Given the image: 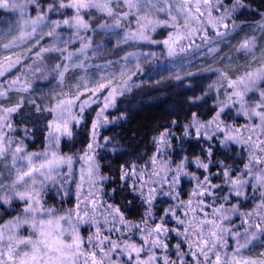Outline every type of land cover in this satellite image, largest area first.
Here are the masks:
<instances>
[{"label": "snow or ice", "instance_id": "snow-or-ice-1", "mask_svg": "<svg viewBox=\"0 0 264 264\" xmlns=\"http://www.w3.org/2000/svg\"><path fill=\"white\" fill-rule=\"evenodd\" d=\"M29 5L34 6V18L26 16ZM173 9L183 16L180 27L184 31L169 33L168 38L162 41L169 58L187 52L196 39L204 43L212 40L217 46L226 42L231 32L244 28L243 22L237 23L235 14L245 10L255 11L247 0H231V6L225 5L224 0H217L215 6L213 0H53L46 8L40 0H24L23 4L19 0H0V10L19 15L18 33H10L8 42L2 47H15L18 42L33 37L38 29L42 39L44 26L48 29L46 34L55 36L56 41L39 48L35 56L43 60L44 53L56 52L64 60L71 61L72 67L84 68V60L88 59L87 50L92 47L91 36L85 34L97 31L105 35L111 33L118 37V45L130 41L155 44L158 41L151 38L150 32H155L158 27L177 26L178 16L173 15ZM214 11L222 14L213 15ZM53 13L61 19H51L49 14ZM160 13L164 16L158 15ZM258 15L260 20L256 25L262 34L260 38L264 40V11ZM132 22L137 25L135 30L130 28ZM206 25L214 30L218 39L208 35ZM62 27L72 33L66 41H60L57 32ZM118 29L122 32H117ZM77 39L80 41L79 48L69 51L67 45ZM183 40L189 41L188 47L181 43ZM60 43L64 47H59ZM200 47L195 45L196 49ZM217 50V47L209 48L210 52ZM235 51L252 59H256L259 52L261 66L255 72L246 70L234 79L219 69H211L227 79V100L215 105L214 114L206 121L196 111L189 113L187 122L182 126L178 120H173L172 126L165 127L152 138L153 154L143 163L125 160L116 169L115 179L102 174L99 150L107 152L111 149L116 156L115 163L123 157L137 154L139 150H121L113 143L114 138L101 136L102 128L123 119L110 120L105 113L110 107H115L117 96L131 91L134 84L129 81L144 71L143 65L157 58L155 52L144 53L143 60L139 53L125 55L123 60L126 63L121 66L120 83L116 86H112L115 73L107 78L101 76L90 84L84 82L77 85L78 90L82 89L81 95L92 92L95 96L108 89L103 97V106L96 112L90 127L83 113L90 106L89 101L96 103V99L90 97L80 102L78 112H74L73 108L79 96L75 100L60 99L54 107H41L34 99L26 100L24 97L11 104L9 93L13 90L29 92L31 82L26 80L18 89H13L12 85L20 83L17 77L8 88L0 86V98L10 104L5 107L0 101V161L4 162V169L8 172L5 176L4 171H0V211L9 213L13 208H20L11 219L0 224V264H259L245 252L257 245L264 248V217L254 224L244 219L247 227L243 233L224 223L231 220L234 214L252 217V212L242 213L239 210L241 198H248V189L253 194H259L260 206L264 207V47H258L255 34H246ZM13 55L16 60L12 59V55L3 57L8 62V69L20 62L21 54ZM68 70V64L54 65L60 82H63ZM3 75L4 72L0 71V76ZM184 75L193 76L194 73L187 71ZM175 79L182 80L183 76L176 73ZM81 80L85 78L81 77ZM256 92L258 99L253 102L249 94ZM206 95L207 92L200 96L193 93L185 102L198 108ZM28 104L35 113H53L44 129L47 144L42 152L27 151L26 140L33 134L32 130L23 119L19 122L23 125L22 129L12 122L14 115L24 116L22 109ZM233 107H236L237 116H243L248 121L243 128L229 123ZM81 124L88 133L85 148L80 150L79 155L64 153L62 143L71 151L76 142V129ZM174 127L181 133L179 137ZM245 129L251 133L259 129L260 134L254 140L252 135H245ZM186 140L189 143L194 140L200 147V153L185 154L177 162V150L186 152ZM237 146L241 148L240 153ZM128 147L131 148V145ZM243 153H247L246 158ZM238 156L241 160L246 159L242 168L236 159ZM9 159L10 165L7 163ZM77 162L83 164L75 208L61 213L46 207L43 194L47 184L55 185V177L61 174L62 169L71 178ZM193 165L197 170L195 172L191 170ZM85 179L90 189L87 194L82 191ZM185 179L195 181V188L187 194V200L182 198L181 185ZM104 181L115 183L112 195H120L126 204L97 203L94 190H98V185L102 187L101 182ZM68 195L69 191L64 189L61 198ZM233 197L236 204L230 203ZM161 198L167 199L168 206L157 209ZM81 204H84L83 208ZM225 204L229 207L226 208ZM209 207L212 208L211 214L205 211ZM101 208L104 210L100 211ZM125 210L139 211L138 222L128 219ZM198 213H203V217H198ZM82 227L89 230L87 237L82 235ZM253 228L255 230L251 231ZM92 229L95 231L92 232ZM173 239H176L175 259L170 243ZM229 239L234 241L231 254L221 251L228 248ZM260 255L264 256V252ZM186 257L190 259L186 260Z\"/></svg>", "mask_w": 264, "mask_h": 264}, {"label": "rangeland", "instance_id": "rangeland-1", "mask_svg": "<svg viewBox=\"0 0 264 264\" xmlns=\"http://www.w3.org/2000/svg\"><path fill=\"white\" fill-rule=\"evenodd\" d=\"M48 3H45L43 5L45 8L49 3H52L53 0H48ZM20 3H24V0H19ZM217 3V0H213V5L215 6ZM225 5L231 6V0H224ZM2 11L6 16L7 19L3 21L0 25V39L3 34L5 33H13L16 34L19 31V15L16 12H11V11H5V10H0ZM253 13V11H248L245 10L242 13H236L235 16L238 17L237 23L240 24L243 22L244 28L246 27H255V29H259L256 25V22L260 20L259 19L253 21V23H249L246 20L250 15L247 13ZM222 12H213V15L219 16L221 15ZM51 19H61V16L57 14H49ZM160 16H164L163 13L158 14ZM173 15L178 16V21H177V26L175 28L172 27H158L155 32H150V36L152 39L158 41V43L155 44H149L145 42H139V41H130L128 44H117V39L118 37L115 35H112L111 38H105L103 39L102 43L100 45H95L96 44V39L95 33H88L85 34L86 36H91V44L92 47L87 50L88 52V59L84 60L85 67L82 68L84 70H89L91 68H98L99 72L97 73V80L101 77H109L112 72H110V67L112 66L113 63H119V68L121 69V66L124 65L126 62L123 60V57L127 55L129 52H135L141 54L140 58L141 60L144 59L143 54L144 53H151L155 52L157 55V58L152 59L150 64H145L143 65L144 71L142 73H138L136 76L132 77V80L129 81V83L134 84L132 87L131 91H126L123 96H117L116 98V105L117 103L125 98V96H128L130 93L135 91V89H140V88H145L147 87H157V85H168V83H173L176 82L175 79V74L179 73L181 71L187 72L191 71L194 73L193 76L198 75V76H207V78L210 77V82L212 84L208 86V95H206V100L207 102H211L214 106L219 104L221 101H226L227 97L225 95V90L227 89V80H223L224 78L220 76L219 72L211 71V69H219L220 71L221 68L216 67V65L221 66L223 61L225 60L224 57L231 52L232 49H229L228 46L230 45V42L232 39L237 36L238 33H240L242 30L237 29L235 32H231V35L227 38L226 42L220 43L218 46L212 42V40L209 41V43H204L200 39L195 40V44L192 45L191 48L187 52L184 53H179L175 58H169L167 56V50L164 47L162 41L168 38L169 33H175L177 30H180L181 32L184 31L183 28L180 26L183 24V16L178 14L175 9H173ZM26 16L27 17H35V9L34 6L29 5L28 8L26 9ZM206 19V18H205ZM126 25H128V21L124 22ZM44 28V26H42ZM130 28L132 30H135L137 28V25L135 22H132L130 24ZM207 32L210 37L213 39H218L215 37V32L214 30L207 26ZM224 29H221L223 31ZM229 31H231V24H229ZM57 32L60 34V41H66L69 39V37L72 35L71 31L67 28H59L57 29ZM100 32V31H97ZM117 32H122V30H117ZM111 34V33H108ZM36 33L33 35V37L25 39L22 42H18V45L14 47L13 53H20L21 54V59L20 62L16 65H14L12 68L8 69L7 64L8 62L3 60L0 64L3 66L0 67V71L4 72L3 76H0V86L2 88H8L11 85V81L13 79H16L19 77V84L12 85L13 89H18L22 84L25 83V81H29L32 84V88L30 89L29 92H19L22 93L25 97H29V99H34L37 104H39L41 107H54L56 102L60 99H73L75 100V97L79 96V100H75V107L73 108L74 112L79 111L78 105L80 102L84 101L85 99H89L90 97L92 99H96V103H91L90 106L86 107L85 112L83 113L84 117L86 118L87 115L91 116V119L94 121L96 118V112L100 110V108L103 106L104 100L103 97L106 95L108 89H105L102 92L96 93L95 96H93L92 92H84L83 95L80 94L81 89L78 90L76 89H70L66 91H60L58 88L60 82L59 77L57 76V73L54 71V65L56 63H61V64H68L69 65V70L65 73V75L73 69H80L78 67L74 68L72 67L71 61H66L64 60L59 53L52 52V53H44V59L40 60L35 56L36 51L41 48V46H37L36 44L32 43L34 41ZM200 35H203V33H200ZM261 32L258 31L257 35V44H258V38L261 37ZM104 38V37H101ZM47 42L45 44L46 46L51 45L54 41H56L55 36H48L46 35ZM181 43L185 46L188 47L189 41L188 40H183ZM80 41L77 39L75 43L68 44L67 47L69 51H74L79 48ZM199 44L201 47L199 49L195 48V45ZM59 47H64L63 43H60L58 45ZM210 47H217L216 52H210L209 48ZM258 47H260L258 45ZM31 49V51H29ZM8 50V49H6ZM13 57V56H12ZM244 54L241 55V62H244ZM257 57H259V52L257 53ZM256 57V59H258ZM244 58V59H243ZM13 60H16V56L12 58ZM75 60L76 57H73ZM83 59V57H81ZM248 59H251L249 64H246L247 71H252L255 72L257 68L261 66L260 64H257L255 67H252V61L255 59H252L251 57H248ZM240 62V63H241ZM261 62V61H260ZM132 66L134 67L135 61L133 60ZM245 67V66H244ZM39 68L40 71H36V69ZM100 73V71H104ZM120 72V70H119ZM119 72L116 73V78L113 80L112 86H116L117 84L120 83V77H119ZM245 72V71H244ZM70 74L78 81V84L81 83V78L77 74L74 73V71H70ZM209 75V76H208ZM243 75V74H241ZM239 75V76H241ZM186 76V75H184ZM46 77V78H45ZM174 77V78H173ZM190 77V76H187ZM238 77V76H237ZM191 78V77H190ZM236 78V77H235ZM75 80V81H76ZM187 80V79H186ZM184 80V81H186ZM190 81V79L188 78ZM157 81H160L159 83ZM227 81V82H225ZM191 83V82H190ZM190 83L185 85L186 87H189ZM192 85V84H191ZM203 87V85L201 86ZM198 91V90H197ZM230 91V90H228ZM12 92H18V91H11ZM67 94V95H65ZM203 95V94H202ZM258 92L256 93H250L249 98L254 102L256 99H258ZM209 98V99H208ZM0 100H3V98H0ZM30 105V104H29ZM116 105L115 107H110L105 115L109 117L110 120H117L118 117H123L119 116V114H116ZM27 106V105H26ZM25 106V108H26ZM45 114L49 116L50 118L53 115V113L45 111ZM13 116V123H14V117ZM230 120L229 123H233L237 126H243L248 123L246 119L243 116H237L236 115V107H233L230 110ZM201 118V117H200ZM204 120L203 118H201ZM208 120V119H207ZM123 119L117 120L116 123H109L106 127L101 129V136H104L103 133L104 131H107L110 127H113L115 125L120 124ZM206 121V120H205ZM258 123V121H256ZM185 124V123H184ZM15 125V123H14ZM181 126L183 124H180ZM82 126V124L76 129L77 130ZM172 126V124L170 125ZM20 128V127H19ZM22 129V128H21ZM174 131H176V135L179 137L181 133L174 127ZM245 135H252L253 139H256V136L260 134V130L257 129L255 133L249 132L247 129L244 130ZM21 135L23 134L22 131L20 133ZM47 135V133H46ZM30 138V137H29ZM26 140V148L27 151L29 152H38V151H30L28 148V140ZM264 138V137H262ZM114 143V142H113ZM179 143V141H177ZM196 143L194 140L189 143L187 140L185 141V149L186 152H180V150H177V162L180 156H183L185 154L191 155L192 153H195L196 155H199V152H194V150L189 151V144ZM47 144V141L45 139V146ZM115 144V143H114ZM63 143L61 145V150L66 153V154H72L73 152L77 153L79 155L80 151H72V152H65L63 148ZM117 145V144H116ZM45 148V147H44ZM44 148L40 150L39 152L44 151ZM154 150V149H153ZM100 154L98 156V159L100 160L101 164V171H102V166L103 164L101 163V160H103V153L105 152L103 149L99 150ZM109 154L113 155V152L111 149H108L107 151ZM237 152H241L240 146H237ZM152 155V154H151ZM150 155V156H151ZM244 157L246 158L247 153H243ZM149 156V157H150ZM237 161H241V164L239 163V166L242 168L243 163L246 162L245 160H241L240 157H236ZM7 163L10 165L11 161L10 159L7 161ZM83 162H77L73 166V173L71 178L67 174L65 170H61V174L57 175L55 177L56 183L53 185L52 183H48L47 187L45 189V193L43 194V201L45 203L46 207H52L60 211L61 213H64L68 210L74 209L76 204H77V199H76V192H77V184L81 183L80 180V175H81V166ZM86 167V165H84ZM193 172L197 171L195 166H192L191 169ZM0 171H4V175L7 176L8 172L6 169H4V162L0 161ZM103 174V172H102ZM105 175V174H103ZM105 176H108L107 174ZM110 181H104L102 183V187L100 185L97 186L98 190H94L96 197H97V203L102 204V203H115V201H118L115 196L112 195V189L108 187V183ZM218 182V181H217ZM183 189L182 193V198L187 200L188 199V193L191 192L195 188V181H189L188 179H185L184 182L181 185ZM66 189L69 191V195L61 198L63 190ZM89 185L87 183V180L83 182V187L82 191L84 194H87L89 191ZM58 191L60 194H57ZM116 199V200H115ZM209 201L211 198H208ZM17 204H20L19 201L16 202ZM231 204H236V198L233 197ZM261 204V198L258 193L253 194L251 189H248V198L243 199L241 198L240 205H239V210L242 213H248L252 212L253 215L252 217L248 218L245 216H240L238 214H234L231 217V220L225 221V225H230L232 226L233 230L239 229L242 233L244 231V228L247 227L246 224L243 223L244 219H248L249 223H256L259 222L261 217H264V207L260 206ZM119 205V204H118ZM22 204L20 207L22 208ZM121 206V205H120ZM167 199L166 198H161V200L157 204V209L165 208L167 207ZM217 206H219L217 204ZM84 207V204H81V208ZM91 205L89 204V208ZM225 207H229L228 204H225ZM104 209L101 208L100 211H103ZM20 211V208H13L9 211V213H5L3 211H0V224L8 221L9 219L12 218L13 215H15L16 212ZM205 211L211 214L212 208H206ZM126 213V212H125ZM259 213V215H257ZM126 215V214H125ZM191 216V213H190ZM198 217L202 218L203 213H198ZM101 223L103 222L102 218ZM133 220V219H131ZM136 221V220H134ZM138 222V221H137ZM251 231H254L255 229H250ZM23 231V230H22ZM92 232L95 231V229L91 230ZM89 230L87 228L82 227V235L87 237L89 235ZM171 246L173 249V259H175L174 255V245L176 243V239H173L171 242ZM234 248V241L231 239L228 240V248L227 249H222L221 251H227L229 254H231L232 250ZM185 250H187V247L185 245ZM261 252H264V248H261L260 246H256L252 248L250 251H246L245 254L250 256L252 259H255L259 262V264H264V256L260 255ZM190 259L189 257H186V260Z\"/></svg>", "mask_w": 264, "mask_h": 264}, {"label": "trees", "instance_id": "trees-1", "mask_svg": "<svg viewBox=\"0 0 264 264\" xmlns=\"http://www.w3.org/2000/svg\"><path fill=\"white\" fill-rule=\"evenodd\" d=\"M48 0H40L42 5L48 3ZM247 3L251 5V8L254 9L253 13H247L250 15L246 20L249 23H253V21L259 19L258 13L260 11H264V0H247ZM7 19V16L0 11V25L3 21ZM252 27L243 28V30L235 36L234 39L230 42L228 46L229 49H232L229 54L224 57V61L221 66L216 65V67L221 68L224 73L227 74L230 78H235L246 71V64L248 65L251 59H244V62H241V55L242 52L238 53L235 51L236 46L239 44L241 40L245 38V35L252 36L255 34L258 35L259 29H256L255 33L253 32ZM48 29L47 27L43 28V38L41 39V31L38 29L36 32L34 41L32 43L36 44L37 46L45 47L47 42L46 33ZM13 34V33H12ZM112 34L105 35L102 32H96L94 39H96L95 45H100L103 39L111 38ZM104 37V38H101ZM9 39V33H5L2 35L0 39V63L3 61V57L5 55H13L14 47L6 50L2 47L3 43H7ZM39 40L37 44L36 41ZM258 45L260 47H264V40L260 37L258 38ZM12 57V58H13ZM252 61V67H255L257 64H260L261 59L260 56L257 57ZM241 62V63H240ZM121 63V62H119ZM119 63H113L112 66L109 68L110 72L118 73ZM245 66V67H244ZM70 71H74L81 78L84 77L85 80H80L81 83L78 84V81L74 79ZM66 75L63 83H59L57 86L60 91H66L70 89H76L77 85H81L84 82H88L89 84L91 81L97 80V73L99 72L98 68H91L89 70L80 69H73L70 70ZM105 72L100 71V73ZM184 71H181L180 74L183 76L182 80H176V82L168 83V85H157V87H145L140 89H135L132 93L125 98L121 99L116 105V114L119 116H123L124 121L120 124L115 125L104 131L103 135L114 138L113 142L117 144L121 150H127L132 152L133 149H138V153L135 155H129L120 159L119 163H115L116 156L109 154L108 152L103 153V160H101L102 172L103 174H107L108 176L112 177L113 179L116 178V169L119 168L120 164L124 163L125 160L129 162L136 161L138 163H143L151 154L154 152L152 138L158 134L160 130H163L165 127H169L172 124L173 120H178L179 124L186 123V117H188L189 113L192 111L198 112L199 116L204 120L210 119L213 113L214 105L211 102H207L206 97H204V101L200 102L198 108L190 107L188 103H186V98L192 96L193 93L195 95L200 96L204 92H208V86L212 84L210 82V77L204 75H195V76H184ZM174 78V77H173ZM190 79V81L188 80ZM187 79V80H186ZM76 80V81H75ZM186 80V81H184ZM227 80V79H223ZM191 82V83H190ZM227 82V81H225ZM190 83L189 87H186ZM192 84V85H191ZM203 85V87H201ZM198 90V91H197ZM82 91V89H81ZM11 97V104H14L20 97H24L26 100L29 97H25L22 93L19 92H12L9 93ZM209 99V98H208ZM3 102L4 106H10L8 100H0ZM24 116L21 117L19 114H16L14 117V123L16 126L23 128V125L20 124V120L23 119L24 123L29 125L30 129L32 130V135L30 136L28 143V148L30 151H40L45 147V137L46 131V124L50 120L49 116L42 113H35L32 111V106L27 105L26 108L22 109ZM86 121L88 122V127H90L91 119L90 115L86 116ZM76 135V142L74 147H71V151L69 147H65L63 145V150L65 152H72V151H80L81 149L85 148L86 139H87V131L85 129L84 124L77 130ZM131 145V148L128 146ZM189 151L194 150V152H199L200 147L197 143L189 144L188 146ZM143 157L144 159L141 160L140 158ZM238 163L241 164V161ZM109 189H113L116 187L115 183L111 181L108 183ZM115 198L118 201L115 203L118 205L123 206L126 204V201L122 199L120 195H116ZM115 199V200H116ZM125 214L128 219H133L138 221L139 220V211H131L125 210Z\"/></svg>", "mask_w": 264, "mask_h": 264}]
</instances>
